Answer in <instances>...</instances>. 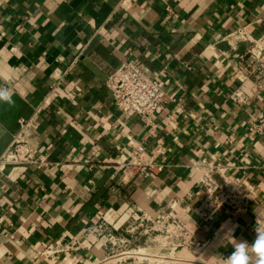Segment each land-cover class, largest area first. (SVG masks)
Wrapping results in <instances>:
<instances>
[{"label": "crops", "instance_id": "0c3cea01", "mask_svg": "<svg viewBox=\"0 0 264 264\" xmlns=\"http://www.w3.org/2000/svg\"><path fill=\"white\" fill-rule=\"evenodd\" d=\"M239 28L264 37V0H0V88L15 101L0 102V154L32 118L49 162L0 169V264L101 263L90 226L120 229L136 208L157 217L173 199L193 209L204 159L243 178L248 204L189 214L202 249L173 255L225 264L233 242L217 245L222 225H238L237 241L264 231V136L249 129L264 97L247 81ZM127 58L181 98L152 125L123 114L106 86ZM140 144L165 169L125 180L120 164Z\"/></svg>", "mask_w": 264, "mask_h": 264}, {"label": "built area", "instance_id": "2783aa9c", "mask_svg": "<svg viewBox=\"0 0 264 264\" xmlns=\"http://www.w3.org/2000/svg\"><path fill=\"white\" fill-rule=\"evenodd\" d=\"M232 36L250 42L247 50L239 58L247 72V81L253 84L256 92L264 97V37L255 38L245 28L235 30ZM106 86L112 92L118 109L123 113H134L140 116L148 125L153 118L163 113L168 103L180 105L181 98L169 94L160 84L157 77L150 76L134 60L127 58L112 73L109 74ZM59 87V82L51 85L50 96ZM4 88V87H1ZM248 92L245 88L235 91L231 98L239 103L246 100ZM43 106H39L40 111ZM252 133L264 136V102L255 119L249 125ZM37 131L34 120L21 122L20 130L15 134L10 146L0 154V169L8 166H48L49 162L41 159L39 146L36 142ZM146 153L143 144L131 151L125 162L120 164L125 180H134L150 173H160L165 169V163L159 160L158 149L153 150L148 159L142 156ZM204 173L197 186L201 191V203L191 209L179 202L171 200L167 208L157 217L136 208L127 223L120 229L103 218L90 226L92 239H102L106 252L105 260L114 247L126 245L129 234L134 239L148 235V239L156 241L164 254L172 255V250L185 249L193 253L200 252L202 245L195 239V226L187 220L189 214L199 218L209 219L221 207L240 208L248 204L250 192L242 177H231L223 171V166L214 161L203 160ZM192 216V215H191ZM176 260L188 261L173 255ZM99 263V264H101ZM202 263V262H201ZM202 264H217L207 263Z\"/></svg>", "mask_w": 264, "mask_h": 264}, {"label": "rangeland", "instance_id": "374dc122", "mask_svg": "<svg viewBox=\"0 0 264 264\" xmlns=\"http://www.w3.org/2000/svg\"><path fill=\"white\" fill-rule=\"evenodd\" d=\"M129 234L126 245L114 247L109 253L108 259L101 264H202L193 261H179L172 255L164 254L163 249L157 246L156 241L143 235L140 239H134Z\"/></svg>", "mask_w": 264, "mask_h": 264}, {"label": "clouds", "instance_id": "9594fccd", "mask_svg": "<svg viewBox=\"0 0 264 264\" xmlns=\"http://www.w3.org/2000/svg\"><path fill=\"white\" fill-rule=\"evenodd\" d=\"M0 102L14 106L15 101L7 88H0ZM236 227L238 225L221 226L223 235L219 237L217 245H221L226 239L233 242L232 251L227 257H223L225 264H264V231L255 230L256 235L252 241H237L234 236Z\"/></svg>", "mask_w": 264, "mask_h": 264}]
</instances>
